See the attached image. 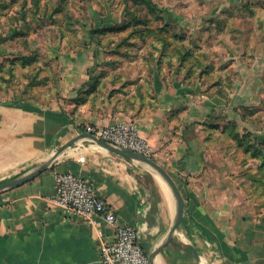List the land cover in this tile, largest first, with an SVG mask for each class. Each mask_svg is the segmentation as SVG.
Masks as SVG:
<instances>
[{"label":"crops","instance_id":"crops-1","mask_svg":"<svg viewBox=\"0 0 264 264\" xmlns=\"http://www.w3.org/2000/svg\"><path fill=\"white\" fill-rule=\"evenodd\" d=\"M104 7V12L96 10L88 22L78 24V39L88 45L60 40L49 45L35 30L24 49L0 44V64L35 52L42 64V55L53 58L58 74V95L48 105L34 103L32 98L37 97L32 93L0 96V182L44 162L60 145L84 132L87 124L132 120L149 143L151 158L171 175L184 200L180 228L154 257V264H264V207L242 187L245 178L233 157L216 152L217 145L209 140L219 130L226 132L224 124L222 129L212 128L217 114L225 116L219 123L239 124L241 107L264 105L263 91L252 88L256 83L264 86L262 73L251 76L244 71L224 90L217 80L209 85L200 76L184 79L172 72L165 81L155 75L150 94L132 86L125 93L108 81L109 88L95 102L68 105L64 103L68 98L80 101L88 74L99 73L106 52L94 43L91 29L123 19L121 8L113 12L107 3ZM123 100L131 101L134 110L115 103ZM141 165L81 140L31 181L1 191L0 264H103L97 236L111 238L114 226L101 217L90 223L77 215L66 216L52 200L57 172L89 180L114 210L117 224L137 229L149 255L165 240L176 202L160 178Z\"/></svg>","mask_w":264,"mask_h":264},{"label":"rangeland","instance_id":"rangeland-1","mask_svg":"<svg viewBox=\"0 0 264 264\" xmlns=\"http://www.w3.org/2000/svg\"><path fill=\"white\" fill-rule=\"evenodd\" d=\"M34 1L0 0V39L6 38V45L24 49L28 44L25 36L10 38L13 30L19 28L24 12L33 20L32 30L40 33L43 41L49 45L59 44L61 37L67 45L90 44L78 39V24L88 22L96 10L104 12V3L113 12L121 8L122 18H129L130 15V18L133 16L141 21L134 28L99 37L97 45L106 50L98 65L100 69L95 67L99 73L88 74V81L81 90L82 98L80 101L71 98L64 100L68 105L95 102L109 88L108 81L112 86L117 84L118 90L124 89L125 93H129L126 88L132 86L135 91L140 92L142 88L150 94L155 75L168 81L171 73L176 72L177 77L184 78L190 66L195 68L194 77H201L203 73L200 72H204V82L213 85L217 80L223 90L239 81L244 71L250 72L251 76L262 73L264 78V0H152L157 5L156 11L128 0L125 15L123 0H39L36 6ZM43 17L47 23L42 27L40 21ZM123 39L125 41L119 45ZM42 57L45 61L43 64L39 59L31 66H17L13 70L10 69V58L3 59L6 63L4 66L3 62L0 64V96L32 93L37 97L32 96L34 103L50 104V99L58 95V74L55 60L45 55ZM38 62L45 66L43 72L38 69ZM252 62L255 63L247 69L246 66ZM34 79L38 85L31 87L29 84ZM256 86L264 93V86L256 83L252 88ZM114 91L116 89L111 92ZM115 103L131 106L132 102L123 100ZM131 109L134 110L132 106ZM62 111L66 112L63 108ZM241 112L240 125L233 121L219 123L225 116L217 114L218 120L213 122L217 126L215 129L224 128L226 132L220 133L219 130L209 140L217 145L216 152L233 157L235 164H238L236 168L239 174L245 178L242 187L248 191L251 200L260 205L264 196L259 192L263 189L256 193L249 187L244 175L257 170L264 153H257L254 147V144H258V148H264V105L243 106ZM220 124H224L222 128ZM250 124L256 128L255 132L250 131ZM255 154L256 157H252ZM141 166L143 170L155 174L144 164Z\"/></svg>","mask_w":264,"mask_h":264},{"label":"built area","instance_id":"built-area-1","mask_svg":"<svg viewBox=\"0 0 264 264\" xmlns=\"http://www.w3.org/2000/svg\"><path fill=\"white\" fill-rule=\"evenodd\" d=\"M83 131L119 148L148 157L152 155L149 143L139 135L132 120L120 119L108 125L87 124ZM52 200L66 216L77 215L90 223L96 217H101L106 224L114 226L111 238L102 234L97 236V249L103 264H151L137 229L131 225L117 224L114 210L104 197L97 194L89 180L71 172H57Z\"/></svg>","mask_w":264,"mask_h":264},{"label":"water","instance_id":"water-1","mask_svg":"<svg viewBox=\"0 0 264 264\" xmlns=\"http://www.w3.org/2000/svg\"><path fill=\"white\" fill-rule=\"evenodd\" d=\"M81 140H88L90 142L95 143L96 146H98L102 150H105L106 152L116 154L124 158H127L129 160H133L141 164H144L145 166L152 169L155 172L156 176L161 178L162 182L166 184V186L172 193L174 200L176 202L175 218H174L171 228L169 229L166 235L165 240L148 255L151 264H154L153 262L154 257L170 242L173 234L180 228V223H181L183 212H184V200H183V197L174 179L171 177V175L151 157L145 156L141 153H138V152H135L129 149L119 148L100 138H97L96 136L90 133L82 132V133L77 134L76 136H74L72 139L68 140L64 144L60 145L51 154V156L44 162L38 164L34 168L18 176H15L13 178L0 182V192L7 190V189L16 188L28 181H31L41 172L45 171L62 152L68 151L71 147H73L77 142Z\"/></svg>","mask_w":264,"mask_h":264},{"label":"trees","instance_id":"trees-1","mask_svg":"<svg viewBox=\"0 0 264 264\" xmlns=\"http://www.w3.org/2000/svg\"><path fill=\"white\" fill-rule=\"evenodd\" d=\"M130 1L135 5H143L144 4L151 11L157 10V5L152 0H130ZM34 2H35V6H36L39 3V0H36ZM127 2H128V0H123L124 10H125L124 15L127 13V6H128ZM24 11H25V9H24ZM25 13L26 12H24L22 18L20 19L21 24H20L19 28H16V30H13L10 38H13L15 36H25L26 41H27V37L30 35L31 31H33L32 30L33 29V23H32L33 20L30 19L28 16H26ZM41 20L42 21H40V26L43 27L47 23V21H46L47 19L43 17V18H41ZM140 22L141 21L138 18L133 17V16H131V18H130V15H129V18H123L122 21L118 24H113L111 26H105V27H93L91 29V37L93 40L96 41V44H99V42H100L99 37H101L102 35H105L108 33H118V32H122V31L127 30V29L134 28L137 25L141 24ZM16 25H17V23H16ZM6 40H7L6 38L0 39V44L6 43L5 42ZM60 41H61V43L66 42L65 39H63L62 37H61ZM124 41H125V39L121 40V42H119V45L121 43H123ZM27 45L28 44H26L24 48H26ZM38 60L39 59H38L37 53H35V54L31 53L29 55H20L17 57H13L12 59L9 60L10 69L13 70L17 66H21L22 68L27 67L29 65L31 66L32 64L37 63ZM4 64L2 66H4ZM38 69L40 70V68H38ZM189 69H190V71L188 72V75H186L184 77V79H189V78L194 77V75H196L194 73L195 68L190 66ZM202 73H203V76H205L204 72H200V74H202ZM192 74H194V75H192ZM203 76L201 75V77H203ZM33 78H36V77H33ZM29 85L31 87H34L35 85H38V84H36V81L34 79V80H32V82ZM94 87H95V84L92 85V88H94ZM76 100L79 101L78 99H76ZM212 128H217V126H214ZM257 146H258V144H254V147L257 149V153L258 152H264V148L261 149V148H258ZM252 157H256V154L253 155ZM244 163H245V161H244ZM256 169L257 170H255V172L250 173L248 176H246V175H244V176L249 181V187H251V189L254 190L256 193H258V191H260L259 189H263V190H261V192H259V195L264 196V192H263L264 191V153L262 154L261 162L259 163V165L257 166ZM260 205L262 207H264V201L260 202Z\"/></svg>","mask_w":264,"mask_h":264},{"label":"bare ground","instance_id":"bare-ground-1","mask_svg":"<svg viewBox=\"0 0 264 264\" xmlns=\"http://www.w3.org/2000/svg\"><path fill=\"white\" fill-rule=\"evenodd\" d=\"M160 181L162 182L161 178H160ZM164 184V186L166 187V184L164 182H162Z\"/></svg>","mask_w":264,"mask_h":264}]
</instances>
